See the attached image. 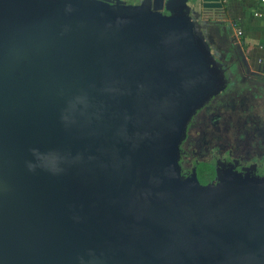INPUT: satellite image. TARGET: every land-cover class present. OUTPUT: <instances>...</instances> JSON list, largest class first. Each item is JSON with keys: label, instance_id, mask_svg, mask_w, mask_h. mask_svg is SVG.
<instances>
[{"label": "water", "instance_id": "95a60500", "mask_svg": "<svg viewBox=\"0 0 264 264\" xmlns=\"http://www.w3.org/2000/svg\"><path fill=\"white\" fill-rule=\"evenodd\" d=\"M6 1L0 264H264L259 207L179 174L218 81L181 0Z\"/></svg>", "mask_w": 264, "mask_h": 264}, {"label": "flooded vegetation", "instance_id": "af4514ba", "mask_svg": "<svg viewBox=\"0 0 264 264\" xmlns=\"http://www.w3.org/2000/svg\"><path fill=\"white\" fill-rule=\"evenodd\" d=\"M123 1L153 6L152 0ZM167 1L164 10L176 0L170 5ZM7 2L0 0V35L17 23L5 17ZM177 7L181 12L178 16H187L191 21L198 46L210 52L213 78L218 79L216 91L186 122L178 146L179 174L192 184L226 187L232 192L239 188L247 195L246 205L259 207L263 224L264 112L260 106L264 104V71H246L249 66L238 55V39L233 32L236 19L227 2L221 0L220 7H211L203 0H181ZM232 98L233 102L223 104Z\"/></svg>", "mask_w": 264, "mask_h": 264}, {"label": "crops", "instance_id": "0c3cea01", "mask_svg": "<svg viewBox=\"0 0 264 264\" xmlns=\"http://www.w3.org/2000/svg\"><path fill=\"white\" fill-rule=\"evenodd\" d=\"M238 5L239 12L233 15L241 25L238 29L243 36L245 49V61L253 68H261L264 71V2L262 0H232ZM240 10L242 12H240ZM244 23V28H242Z\"/></svg>", "mask_w": 264, "mask_h": 264}, {"label": "rangeland", "instance_id": "374dc122", "mask_svg": "<svg viewBox=\"0 0 264 264\" xmlns=\"http://www.w3.org/2000/svg\"><path fill=\"white\" fill-rule=\"evenodd\" d=\"M247 1H250V0H247ZM228 4H229V8H230V11H231V13H232V15H236V13L237 12H239V10H238V5H241L240 3H238V5H236V3L233 1L232 2V0H227L226 1ZM240 12H242L241 10H240ZM234 19H235V17H234ZM243 25H242V28L243 29H245L244 27V23H242ZM241 25V22H240V20H239V18H237V21H236V23H235V25H234V29H233V32H234V34L236 35V37H237V39H238V42H237V51H238V55L241 57V59L243 60V61H245V49H244V47H246L244 44H243V36H242V33H241V31L238 29V27ZM246 71L249 73V74H251L252 73V71L250 70V67H247L246 66ZM252 74H255V73H252ZM229 101H231V102H233V98L232 99H227V100H224V102H223V104H225V103H227V102H229ZM261 108H262V112H264V104H263V106H260Z\"/></svg>", "mask_w": 264, "mask_h": 264}, {"label": "trees", "instance_id": "16d2710c", "mask_svg": "<svg viewBox=\"0 0 264 264\" xmlns=\"http://www.w3.org/2000/svg\"><path fill=\"white\" fill-rule=\"evenodd\" d=\"M227 0H222V2H226Z\"/></svg>", "mask_w": 264, "mask_h": 264}, {"label": "built area", "instance_id": "2783aa9c", "mask_svg": "<svg viewBox=\"0 0 264 264\" xmlns=\"http://www.w3.org/2000/svg\"><path fill=\"white\" fill-rule=\"evenodd\" d=\"M262 2H264V0H262Z\"/></svg>", "mask_w": 264, "mask_h": 264}]
</instances>
